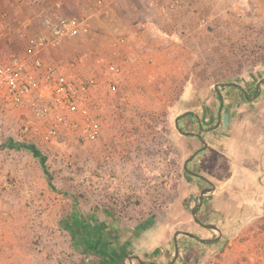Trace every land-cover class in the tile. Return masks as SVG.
<instances>
[{"label":"rangeland","instance_id":"1","mask_svg":"<svg viewBox=\"0 0 264 264\" xmlns=\"http://www.w3.org/2000/svg\"><path fill=\"white\" fill-rule=\"evenodd\" d=\"M101 1L103 6L110 2ZM120 1L114 5H121ZM0 2L13 7L15 15H30L15 28L25 25L39 31V13L54 0H29L23 5ZM57 2L51 12L62 18H72L71 13L84 4L82 0ZM171 3L160 0L156 4L162 9L160 17L153 18V29L143 30L142 53L148 49L147 40L158 46L159 64L151 73L143 67L139 74L130 75L132 67L123 63L124 78L112 90L107 72L112 60L106 53L88 47L78 51L81 57L74 60L87 57L82 69L99 80L91 102L101 129L95 141L85 139L79 130H69L55 141L43 142L39 129L24 133V116L0 102V264L128 260L126 256L136 253L140 236L148 241L150 234L159 231L153 242L161 241L163 213L176 221L165 226L169 232L207 235L190 218V204L200 188L182 169L186 143L174 127L182 114L180 96L189 78L195 89L247 83L251 78L253 89L264 76V0H181L179 10L171 9ZM179 12L183 13L178 16ZM69 43L56 53L63 65L77 53ZM173 44L182 49L175 47L170 61L162 52ZM246 232L249 236L234 241L239 255L230 239L221 246H207L195 263L248 264V253L254 251L253 263L264 264V220L248 224L241 233ZM179 235L180 249L186 250L189 237ZM183 256L180 252V259Z\"/></svg>","mask_w":264,"mask_h":264},{"label":"crops","instance_id":"2","mask_svg":"<svg viewBox=\"0 0 264 264\" xmlns=\"http://www.w3.org/2000/svg\"><path fill=\"white\" fill-rule=\"evenodd\" d=\"M159 2L160 0H121V5L117 7L114 5L115 0H110L105 6L101 0H82L84 4L80 3L77 11L71 13V16L78 18L86 26L87 32L65 44H74V50L77 53L71 59L78 58L76 56L80 48L88 47L91 52L103 51L110 61L117 60L121 64L125 63L127 68L132 67L130 69L133 71L129 72L130 75L139 74V70L141 71L143 67L148 68L145 69L149 70L148 74L151 73L159 64L157 42L151 39L145 41L144 45L149 50L146 49L144 53L140 48L143 43L144 27L150 29L151 26L153 29L150 25L154 23L153 18L160 17L158 13H161L162 9L159 8L160 6L156 7ZM58 5L57 0H54L53 3L50 2L49 7L45 8L47 11H53ZM187 8L188 4L185 6V12L189 10ZM152 9H155L156 13H153ZM6 10L11 16H15L14 25L25 19L29 20V14L27 16L25 12H21L15 15L13 7H7V4L0 2V14ZM173 15L175 14L171 16ZM157 26L159 25H156L155 30ZM10 27L11 25L0 26V46L7 50L12 46L9 42L16 40L15 33L11 35L12 37H7L13 33ZM30 31L36 32L32 27ZM120 40H124V43L114 48L113 45ZM175 47L182 49L179 45L173 44L170 48L164 49L162 55L172 61L171 55ZM180 72L178 77L182 78ZM262 78L264 76L258 78L253 89L250 81L254 79L251 78L247 79V83L236 82L238 86H220L218 90L222 98L214 89L215 86L195 89L190 78L183 84L180 111L182 114L190 113L178 119V126L181 131L193 132L195 135L181 134L176 128L175 119L176 135L186 143L182 153L187 157L184 159L182 169L185 176L195 183L196 188H200L199 194L203 189L214 185V191L204 196V203L197 215L206 224L219 225L221 235L215 243H203L202 240H213L219 234L217 231L215 234L213 232L215 230L202 229L193 221L190 210L191 220L196 226L207 231V235L199 236L200 234L194 233L195 237L188 238L186 250L180 249L177 236L178 247L180 252H183V259L184 257L186 259H180L179 254L174 264H196L195 261L200 259L201 253L207 246H221L230 239L232 241L229 244H234L236 253L239 255L237 249L239 244L234 241H238V236H245V234L249 236L247 232L241 233L243 228L248 224L251 225L252 222L264 220V82L261 84L259 93L256 88L258 81ZM199 194L197 198L194 196L190 204L191 209L197 203ZM200 213H203V219ZM162 216L169 222H163V229L159 234L161 241L156 244L153 242V237L159 231L153 235L150 234L148 241L147 237L140 236L138 242H141L138 243L139 247H136V253L126 257L137 256L145 263L156 264H169L174 260L175 234L178 231L169 232L165 226L174 225L176 221L170 220L168 214L163 213ZM235 235L236 238L233 239L232 236ZM168 239L173 241V252H170L168 248ZM248 254V264H254V251ZM142 258H147L149 261H144ZM114 260L115 263H111L109 257L106 264H129V258ZM132 263L141 264L137 259H134Z\"/></svg>","mask_w":264,"mask_h":264},{"label":"built area","instance_id":"3","mask_svg":"<svg viewBox=\"0 0 264 264\" xmlns=\"http://www.w3.org/2000/svg\"><path fill=\"white\" fill-rule=\"evenodd\" d=\"M29 0H13L23 5ZM181 0H172L171 9L179 10ZM11 25L10 49L0 46V102L24 116L23 132L39 129L43 142L55 141L63 132L79 130L88 141L101 134L98 119L92 113V96L99 88L98 77L85 72L83 60L61 64L57 51L67 39H75L87 32L86 26L76 17L62 18L43 9L39 13L40 30L36 32L22 25L13 28V18L8 11L0 14V26ZM13 25V28H12ZM15 30V29H14ZM120 40L113 46L123 44ZM108 84L116 90L125 70L113 60L107 65Z\"/></svg>","mask_w":264,"mask_h":264},{"label":"water","instance_id":"4","mask_svg":"<svg viewBox=\"0 0 264 264\" xmlns=\"http://www.w3.org/2000/svg\"><path fill=\"white\" fill-rule=\"evenodd\" d=\"M263 82H264V78L260 79V80L258 81L257 85H256V88H257V92H258V93L260 92L261 84H262ZM233 85L238 86V85L235 84V83H217V84L215 85L214 89L217 91L218 95H220V97L222 98V94L220 93V91L218 90V88H219L220 86H233ZM189 113H190V112H185V113L179 115V116L176 118V128H177V130H178L181 134H183V135H185V136L195 135V133H193V132H183V131H181L180 128H179V126H178V119L181 118V117H183V116H186V115L189 114ZM191 158H193V157H191ZM191 158H190V159H191ZM187 162H188V161H187ZM187 162H186V163H187ZM213 191H214V185H213L211 188H205V189H203V190L200 192V194H199V198H198L197 203H196V204L192 207V209H191L192 219H193V221H194L196 224H198L200 227H202V228H204V229L215 230V231H217L218 234H219V235H218L217 237H215L213 240H208V241H207V240H202L203 243H215V242H217V241L219 240L220 235H221V230H220V228H219L217 225H214V224H206V223H204V222L198 217V215H197L198 210L202 207V205H203V203H204V196H205L207 193H209V192H213ZM180 233L183 234V235H185V236H188V237H195L192 233L185 232V231H178V232L175 234V250H176V253H175L174 260H173L171 263H169V264H174V263L176 262L178 256H179V254H180V249H179V247H178V243H177V236H178V234H180ZM134 259H137V260L139 261V263H141V264H156V263H145V262L141 261V260L139 259V257H137V256L129 257V264H133L132 261H133Z\"/></svg>","mask_w":264,"mask_h":264},{"label":"trees","instance_id":"5","mask_svg":"<svg viewBox=\"0 0 264 264\" xmlns=\"http://www.w3.org/2000/svg\"><path fill=\"white\" fill-rule=\"evenodd\" d=\"M112 262L115 263V260H114V259H111V263H112ZM111 263H109V264H111Z\"/></svg>","mask_w":264,"mask_h":264}]
</instances>
